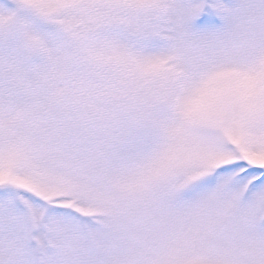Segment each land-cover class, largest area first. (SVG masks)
<instances>
[{
    "label": "snow or ice",
    "instance_id": "1",
    "mask_svg": "<svg viewBox=\"0 0 264 264\" xmlns=\"http://www.w3.org/2000/svg\"><path fill=\"white\" fill-rule=\"evenodd\" d=\"M0 264H264V0H0Z\"/></svg>",
    "mask_w": 264,
    "mask_h": 264
}]
</instances>
